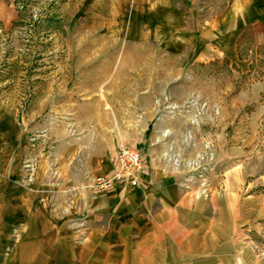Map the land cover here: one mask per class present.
I'll return each instance as SVG.
<instances>
[{"label": "rangeland", "instance_id": "obj_1", "mask_svg": "<svg viewBox=\"0 0 264 264\" xmlns=\"http://www.w3.org/2000/svg\"><path fill=\"white\" fill-rule=\"evenodd\" d=\"M78 8L77 0H0V109L29 136L26 191L38 160L58 150L86 103H165L160 115L177 113L180 131L196 137L179 157L186 184L212 199L233 197L242 217L233 230L236 260L264 264V27L239 37L236 61L198 62L155 42L107 39ZM112 69L116 74H107ZM1 191L0 264H49L48 236L41 251L33 240L19 249L22 217L36 211L33 197ZM217 206L225 205L212 204L213 212ZM40 210L49 211L46 202ZM57 221L59 228L70 224ZM30 222L41 229L48 220Z\"/></svg>", "mask_w": 264, "mask_h": 264}, {"label": "crops", "instance_id": "obj_2", "mask_svg": "<svg viewBox=\"0 0 264 264\" xmlns=\"http://www.w3.org/2000/svg\"><path fill=\"white\" fill-rule=\"evenodd\" d=\"M77 1L107 39L155 42L177 55L189 51L198 62L236 61L239 37L249 27H264V0ZM116 104L83 105L87 110L74 129H66L58 150L38 160L31 193L22 162L27 130L0 109V191L15 193L18 200L32 196L36 210L22 217L19 249L33 240L41 251V239L48 236L49 264H238L233 230L242 217L233 197L212 199V193L201 195L184 180L179 157L196 137L180 131L183 119L177 113L160 115L165 103ZM125 143L144 149L140 185L94 191V180L110 172L118 146ZM219 200L225 206L213 212ZM42 202L48 212L40 210ZM58 219L69 226L59 228ZM31 220L48 223L38 229Z\"/></svg>", "mask_w": 264, "mask_h": 264}, {"label": "built area", "instance_id": "obj_3", "mask_svg": "<svg viewBox=\"0 0 264 264\" xmlns=\"http://www.w3.org/2000/svg\"><path fill=\"white\" fill-rule=\"evenodd\" d=\"M112 167L108 174L93 182V189L98 193H107L117 185L138 187L141 176L146 170L144 149L138 144L125 143L117 148L112 158Z\"/></svg>", "mask_w": 264, "mask_h": 264}]
</instances>
